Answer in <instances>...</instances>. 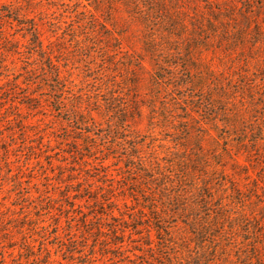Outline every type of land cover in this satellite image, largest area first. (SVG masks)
<instances>
[{"label": "rangeland", "instance_id": "obj_1", "mask_svg": "<svg viewBox=\"0 0 264 264\" xmlns=\"http://www.w3.org/2000/svg\"><path fill=\"white\" fill-rule=\"evenodd\" d=\"M202 257L264 264V0H0V264Z\"/></svg>", "mask_w": 264, "mask_h": 264}, {"label": "trees", "instance_id": "obj_2", "mask_svg": "<svg viewBox=\"0 0 264 264\" xmlns=\"http://www.w3.org/2000/svg\"><path fill=\"white\" fill-rule=\"evenodd\" d=\"M226 211H225V209L219 208L215 212V215H216L215 217L216 218L215 217L212 218V215L209 214V213L205 214L202 217V224H204V225L201 228V230H204V231H201L200 233H198V236H200L202 243L205 242V239H203V238L207 234V227H209V226H210V229H217L219 231H226L228 229V226L230 227V229H232V222L234 220V217L230 213H228ZM184 223L186 224V226L192 227V228L198 225L196 223L189 225V224H187L186 221H184ZM227 224H228V226H227ZM196 236H197V234H196ZM213 238L218 239L219 237L216 236V237H213ZM201 246H203V245H201ZM206 254H209L208 251L206 252ZM205 259L207 260V258L202 257L201 260L203 262H199L198 261L199 263H197V264H209V261H204ZM168 264H170V263H168Z\"/></svg>", "mask_w": 264, "mask_h": 264}]
</instances>
